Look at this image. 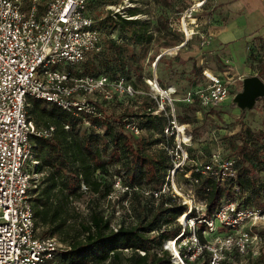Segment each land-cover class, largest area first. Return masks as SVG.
<instances>
[{"label":"built area","instance_id":"2783aa9c","mask_svg":"<svg viewBox=\"0 0 264 264\" xmlns=\"http://www.w3.org/2000/svg\"><path fill=\"white\" fill-rule=\"evenodd\" d=\"M89 2L0 0V264H61L60 253L68 249L56 236L39 233L36 223L33 190L39 188L44 173L36 170L39 160L35 155V138H51L56 126L36 124L29 112L32 101L56 104L81 118L89 127L93 126L94 119L104 118V110L96 97L112 102L115 96L131 97L137 93L134 85L123 76L112 79L106 74L78 76L74 73L80 64L102 50L103 34L89 14ZM115 13L127 19L137 18L128 16L124 8ZM204 75L211 85L207 93L200 92L202 105L223 104L230 97L228 83L209 68H204ZM148 81L160 97L169 100L173 112L165 134L167 138L168 131L171 136L176 135L177 144L172 146L166 142L165 150L172 166L165 184L160 189L146 187L142 194L151 200L147 202L150 206L158 207L163 199L171 197L172 201L167 200L165 207L173 203L186 207L174 223L163 224L151 235L179 227L177 236L169 238L174 239L178 254L168 246L169 239L163 244V249L172 255L173 264H248L259 258L263 237L252 228L264 219L263 211L241 207L238 200H228L208 215L207 201L177 181L180 173L192 179L196 171L226 184L238 176L236 158L223 159L213 154L210 161L192 165L185 172L190 167L186 165L190 157L183 146L192 135L187 133V126L179 122L175 113L171 96L177 89L172 85L164 88L156 73ZM189 96L191 99V93ZM161 106L165 108L164 104ZM180 126H183V133L179 131ZM65 128L70 129L71 125ZM126 128L136 137L143 131L135 122L127 124ZM98 130L103 132L101 128ZM115 185L125 194L133 190L120 178ZM83 189L87 190L84 184ZM235 190L240 192L238 186ZM217 222L221 227H217ZM119 227L120 224L112 223L115 231ZM209 232H223L224 235L209 240L206 236ZM125 252L130 250L125 249ZM139 252L145 255L144 251Z\"/></svg>","mask_w":264,"mask_h":264},{"label":"trees","instance_id":"16d2710c","mask_svg":"<svg viewBox=\"0 0 264 264\" xmlns=\"http://www.w3.org/2000/svg\"><path fill=\"white\" fill-rule=\"evenodd\" d=\"M93 1L90 0L89 6ZM138 11L128 8L126 14L136 16ZM104 24L106 28L117 29L122 43L118 42L119 38L111 40V57L101 51L95 53L74 73L98 76L108 75L105 72L113 70L115 73L120 71L128 79L133 75L143 81L142 59L147 57L155 39L148 22L113 13ZM118 76L123 75L116 74L111 78ZM100 107L103 109L102 105ZM148 109L139 114L143 118L140 128L160 134L163 139L157 141L163 140L171 145L174 135L167 138L165 134L166 123L171 118L154 115L153 108ZM29 112L38 126H56L51 138H35V155L39 160L36 170L44 176L39 188L33 190L32 205L37 225L46 228L43 235L63 236L69 245L60 253L61 264H106L108 261L112 264H173L172 255L163 249V244L177 236L179 227L151 235L163 224L174 223L186 210L185 206L176 203L165 207L167 200L172 201L171 197L163 199L158 207L143 204L144 216L140 221L130 225L121 222L117 231L112 228V218L106 216L100 206L92 208L87 221L79 223L80 233L72 236L69 228V220L75 212L71 206L75 200L82 199L86 191L103 199L111 195L113 184H107L103 176L109 175L110 166L115 161L121 164L116 175L124 185L133 188L126 193L132 198L139 197L143 201L144 188L160 189L165 184L172 166L171 159L164 149L155 154L146 152V138L138 140L126 128L133 122L134 115L123 113L116 116L104 111V118L94 119L93 126L88 127L81 118L43 100H33ZM195 120V116H180V122L184 124ZM66 125L71 128L66 129ZM100 128L103 132L98 130ZM238 139V142H230L231 155L236 158L238 169L236 179L221 184L214 177H205L196 171L192 174V179L198 180L196 192L199 198L207 201L208 215L228 200H238L241 207H254L264 212V179L260 178L264 173V131L255 132L245 126ZM188 170L190 168L185 172ZM180 175L184 176V173L178 177ZM177 181L180 184L179 178ZM199 233L203 240L201 230ZM125 249L130 250L129 254ZM139 251H144L145 255Z\"/></svg>","mask_w":264,"mask_h":264},{"label":"rangeland","instance_id":"374dc122","mask_svg":"<svg viewBox=\"0 0 264 264\" xmlns=\"http://www.w3.org/2000/svg\"><path fill=\"white\" fill-rule=\"evenodd\" d=\"M220 7L221 4H218L216 0H94L89 6V14L103 34L101 54H105L107 57L113 55V49L110 46L111 40L120 39V36L117 29L106 28L104 21L117 9L139 10L137 18L148 22V27L155 37L147 57L142 59L143 81H138L133 75L131 79H128L120 71L117 73L113 70L105 72L110 77L116 74L123 75L129 83L134 85L137 93L131 97L115 96V100L112 102L96 97L98 103L102 105L106 113L116 116H121L123 113L134 115L132 121L140 126L143 118L139 114L148 111L149 107L153 108L154 115L171 117L173 112L169 100L160 97L151 88L148 79H152L156 73L164 88L170 85L175 86L177 92L171 98L179 122L180 116L190 118L195 116L196 118L192 123H185L187 133L192 135V139L183 146L189 152L190 159L186 163L190 166L189 168L197 163L210 161L213 154H219L223 159L233 157L230 142H238L239 133L244 130L245 126L251 127L255 132L264 131V97L260 98L252 109L243 110L233 102L235 95L242 90L243 79L255 75L253 73H258V76L261 75L262 77H259L264 80V70H246L242 50L234 52L232 56L228 54L230 63L236 70L225 68L229 66L223 65L220 59L203 58V48L209 46V41H211L208 29L210 25L219 21ZM186 31L189 32V39H187ZM178 46L180 47L177 49ZM175 48L177 52H175ZM161 55L163 56L156 67V62ZM250 59H252L250 60L252 64L254 62L257 64L258 60L262 62L255 57L254 53ZM97 65L99 66V63ZM204 68H209V71L229 85L230 97L219 106L206 107L201 103L200 92L207 93L211 85L204 75ZM189 93H191V99H189ZM91 99L95 100V97H91ZM161 104H164L165 108ZM169 125L168 121L165 132ZM167 134L170 137L171 131H168ZM143 138H146L147 153L155 154L161 149L165 150L166 141H157L159 138L163 139L160 134L143 129L137 139ZM176 144L177 137L175 135L172 146H176ZM120 166L121 164L115 161L110 166L109 175L103 176V180L107 184H113V192L106 199L86 191L82 199L73 202L71 207L75 212L69 220L72 236L80 233L79 223L87 221L91 209L96 206L103 208L104 214L112 218V223L116 225L121 222L127 225L136 224L144 216L143 204L147 205L148 200H151L145 196H143V201L139 197L132 198L123 193L121 188L116 187V181L120 178L116 175V171ZM178 178L185 189L194 190L198 196L196 182L182 175ZM260 178L264 179V173ZM250 226L248 224L249 228ZM217 227H221L219 222H217ZM252 229L263 237L262 255L251 260L248 264H264V219L259 220ZM45 230V227L40 226L39 233L43 234ZM223 232H209L206 236L209 240H214L217 236H223ZM80 236L83 237V234ZM57 238L61 243L69 246L63 240V236L57 235ZM126 253L129 254V252ZM241 258L243 259L238 256V259Z\"/></svg>","mask_w":264,"mask_h":264},{"label":"crops","instance_id":"0c3cea01","mask_svg":"<svg viewBox=\"0 0 264 264\" xmlns=\"http://www.w3.org/2000/svg\"><path fill=\"white\" fill-rule=\"evenodd\" d=\"M216 1L221 4L219 21L209 26L211 41L203 48V58L220 59L223 65L229 66L225 68L236 70L228 56L242 50L246 70H264V0ZM252 53L262 62L252 64Z\"/></svg>","mask_w":264,"mask_h":264},{"label":"water","instance_id":"95a60500","mask_svg":"<svg viewBox=\"0 0 264 264\" xmlns=\"http://www.w3.org/2000/svg\"><path fill=\"white\" fill-rule=\"evenodd\" d=\"M264 97V80L258 75L243 79V87L233 98V102L241 109H252L257 101Z\"/></svg>","mask_w":264,"mask_h":264},{"label":"bare ground","instance_id":"6f19581e","mask_svg":"<svg viewBox=\"0 0 264 264\" xmlns=\"http://www.w3.org/2000/svg\"><path fill=\"white\" fill-rule=\"evenodd\" d=\"M188 31V30H187ZM174 55V54H173ZM158 65V62H156V66ZM149 80V79H148ZM179 131L181 132V133H183V126H180L179 127ZM184 218H181V220H183ZM168 246L171 248V249H173V250H175V252L178 254V250H177V248H176V246H175V244H174V239H172L169 243H168Z\"/></svg>","mask_w":264,"mask_h":264}]
</instances>
